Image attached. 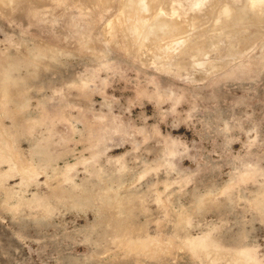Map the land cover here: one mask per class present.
Segmentation results:
<instances>
[{
    "label": "rangeland",
    "instance_id": "obj_1",
    "mask_svg": "<svg viewBox=\"0 0 264 264\" xmlns=\"http://www.w3.org/2000/svg\"><path fill=\"white\" fill-rule=\"evenodd\" d=\"M245 1L0 0V264H264Z\"/></svg>",
    "mask_w": 264,
    "mask_h": 264
},
{
    "label": "bare ground",
    "instance_id": "obj_2",
    "mask_svg": "<svg viewBox=\"0 0 264 264\" xmlns=\"http://www.w3.org/2000/svg\"><path fill=\"white\" fill-rule=\"evenodd\" d=\"M246 1H248V5L246 3H244L242 5V7L239 9V11H237L235 14H233L232 17L241 18V17H243L244 14H247V13L250 12V13H252V23H253V25H255L258 29L259 28L263 29L264 28V12L262 10L264 9L263 8L264 7V0H246ZM228 12H230V11L227 10V8L224 7L223 10H222V13L223 14H227ZM228 14H231V13H228ZM169 28H171V27H169ZM225 28H227V29H225V30L221 29L220 31H218V33L216 35L228 34L230 32V30H231L230 29L231 27H225ZM168 32H169V30H168ZM198 49L199 50H203L202 47H199Z\"/></svg>",
    "mask_w": 264,
    "mask_h": 264
}]
</instances>
